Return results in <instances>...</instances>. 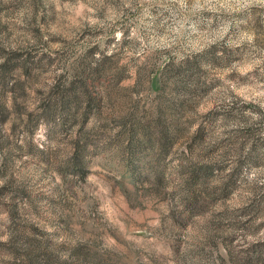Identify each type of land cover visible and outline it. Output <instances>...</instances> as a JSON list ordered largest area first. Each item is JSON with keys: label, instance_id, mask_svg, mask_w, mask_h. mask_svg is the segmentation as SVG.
Returning a JSON list of instances; mask_svg holds the SVG:
<instances>
[{"label": "rangeland", "instance_id": "374dc122", "mask_svg": "<svg viewBox=\"0 0 264 264\" xmlns=\"http://www.w3.org/2000/svg\"><path fill=\"white\" fill-rule=\"evenodd\" d=\"M5 60L0 264H264V0H0Z\"/></svg>", "mask_w": 264, "mask_h": 264}, {"label": "trees", "instance_id": "16d2710c", "mask_svg": "<svg viewBox=\"0 0 264 264\" xmlns=\"http://www.w3.org/2000/svg\"><path fill=\"white\" fill-rule=\"evenodd\" d=\"M1 68H2V70H0V75L5 76L6 73H7V70L9 69V66L7 65V61L6 60L1 64ZM201 170H205L206 171L207 168H203Z\"/></svg>", "mask_w": 264, "mask_h": 264}]
</instances>
